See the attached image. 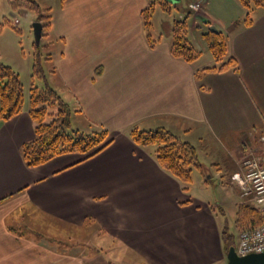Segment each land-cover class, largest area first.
<instances>
[{
	"label": "crops",
	"instance_id": "obj_1",
	"mask_svg": "<svg viewBox=\"0 0 264 264\" xmlns=\"http://www.w3.org/2000/svg\"><path fill=\"white\" fill-rule=\"evenodd\" d=\"M200 1L201 11L195 15L209 18V0ZM148 2L65 0L66 11L72 17H86L88 25L59 32L56 16L50 14L51 25L45 35L52 31L63 44L52 72L60 73L73 98L74 111L83 116L88 128L109 129L112 142L89 159L70 153L27 167L20 153L21 144L33 137L27 98L19 114L0 120V264L227 261L222 206L234 210L235 224L237 206L244 201L232 174L239 170L237 161L251 151L256 133L264 138V9L252 10L249 25L219 29L226 35L228 52L239 71H211L197 78L198 70L214 65L211 54L205 62L200 61V50L193 62L173 56L171 33L154 39L152 27L147 32L143 25L141 11ZM241 7L238 21L247 13ZM149 39L154 41L152 45ZM133 126L164 128L193 145L205 158L199 171L205 175L204 183L220 177L217 184L224 194L222 202L192 198L189 190L184 191L182 183L159 165L153 148L132 141L129 131ZM203 137L209 142L198 149L194 143ZM218 144L228 145L235 158H213L211 153ZM255 153L264 162V141ZM221 159L223 167L210 171V160ZM26 202L38 214L72 226L88 224V220L98 222L104 230L102 248L84 257L19 236L7 218ZM112 203L118 205L120 215L112 212ZM107 216L114 221L109 222ZM239 230L236 227L237 235Z\"/></svg>",
	"mask_w": 264,
	"mask_h": 264
},
{
	"label": "rangeland",
	"instance_id": "obj_2",
	"mask_svg": "<svg viewBox=\"0 0 264 264\" xmlns=\"http://www.w3.org/2000/svg\"><path fill=\"white\" fill-rule=\"evenodd\" d=\"M33 1L38 4L41 14L46 16L47 13H49L56 16L55 26L58 28V32L60 31L59 29H63L62 31H65L69 28H72L73 26L88 25V19L86 17H72V14L66 11L65 7L67 6H65V0ZM189 1L192 3L196 2L197 0H179L177 3L170 4L171 7L169 11L162 10L157 4L151 16V30L154 33V39L157 38L159 34L163 35L164 32L168 31V33H171V23L173 19L183 18L188 15L187 37L192 42L194 48L202 52L200 61L205 62L206 58H211L210 52L204 44V38L202 36V33L209 29L207 26L208 22H212L211 26H214L217 30L226 28L229 30L234 29V23L238 21V16H242L241 3L239 0H209L207 6L209 18H207L202 15H195V13H200L201 7L198 11H195L188 6ZM176 4H179L180 6L176 7ZM46 8L48 11H43V9ZM260 8L264 9L263 7ZM252 12L253 11L250 12V16ZM45 20L46 18L44 17L43 21L45 22ZM7 21H9L10 24H8ZM34 21H38L37 13L34 10H28L26 8L12 10L10 6V0H0V62L9 65L14 71L18 73L20 81L23 85L24 98L28 99L29 86L30 82L32 81L33 74L34 56L36 50H38L40 65L42 72L45 75L46 82H48L53 89L58 91L61 97L69 105L71 116L70 119L73 123L72 128L82 133H90L94 130H103L101 128L89 129L87 123H84L85 121L83 120V116L74 111V101L73 98H71L69 88L62 83L63 80L59 72H57L58 74L54 71L52 72L54 66H56L60 52L63 49V44L59 38H56L54 32L48 31L47 35H45L46 30H43L39 43L36 45L32 27V23ZM40 22L43 23L42 21ZM47 55L49 56L48 59ZM35 82L37 84L41 83V81L38 79H36ZM107 133L109 137L113 134L109 129L107 130ZM256 134L257 138L255 144L253 143L254 145H250L253 150L251 149V151L246 152L243 155L244 157L237 161L238 164H236V166L238 169L246 159H255L258 162L260 161L261 163H264L259 155L255 153V149L258 150L259 146H262L264 138L260 135L261 133L259 131ZM208 140V137L204 138L200 143H194V145L199 149V146L204 145ZM210 142L212 141L210 140ZM146 147H149V149H154L155 145ZM229 149L230 148H228V145L224 144L220 146V144H218L217 148L212 151L211 155H214L213 158L216 155H221L220 157L222 158H228V156L233 158L234 154L230 151L231 149ZM76 155L83 157L81 154ZM201 155L200 153L199 155L197 153V156H199V163L203 164L205 158ZM211 155L210 158H212ZM218 159L220 158L218 157ZM223 161V159H221V161L210 160V171L211 169L216 168L218 165L223 167L222 163H225ZM191 175L192 178L190 184L188 185V192L192 198H206V200L211 202V204H218L222 202L224 199V194L220 191V188L217 184V182L220 180V177L211 178L207 183H204L203 180L205 177L203 176L205 175H202L195 168L192 170ZM214 207L217 212L221 214L219 207L216 205ZM222 207L226 215L224 218L226 232L228 236L232 237L233 244H236L238 235L236 231L237 225L234 224V210L224 206ZM111 208L114 214L120 215V209L116 203H112ZM41 214V212L38 214L35 210L29 208L28 203L26 202L24 206L22 204L21 207H16L14 212L8 216L7 220L10 222V224H12L19 236L27 235L33 241L40 240L42 244L46 243L47 245L59 250L62 253H71L73 255H77V253H79L81 256L91 257L92 255L98 253L97 249L102 248L104 242L101 241L103 239L102 234L104 236V230L101 228L98 222L94 223L91 220H88L90 221L88 224L72 226L66 224L63 221L52 219L53 217L51 216H44ZM123 216H125V214L122 211L120 217ZM107 220L109 222L114 221L110 216H107ZM36 245H38V242ZM100 255L105 256L102 253Z\"/></svg>",
	"mask_w": 264,
	"mask_h": 264
},
{
	"label": "trees",
	"instance_id": "obj_3",
	"mask_svg": "<svg viewBox=\"0 0 264 264\" xmlns=\"http://www.w3.org/2000/svg\"><path fill=\"white\" fill-rule=\"evenodd\" d=\"M239 2L247 10V13L243 20L234 23L235 27L239 24H251L250 12L255 8H264V0H239ZM157 4L164 11H169L171 7L166 0H149L147 7L141 11L143 25L147 32H150L152 27L151 16ZM10 6L12 10L19 8L34 10L37 13L38 21L43 22L42 31L49 29L50 14L47 13L46 16L41 14L35 1L10 0ZM43 11H48V9H43ZM44 17L46 18L45 22L43 21ZM187 17L188 15L173 19L170 52L177 58L193 62L201 53L193 47L187 37ZM7 23L10 24L9 21ZM202 36L215 63L198 70L197 78H200L203 73L211 71L221 72L228 69L239 71L236 59L228 52L225 34L220 30H207L202 33ZM149 42L152 45L154 41L149 39ZM36 79L41 83L37 84ZM24 99L23 85L18 73L9 65L0 62V120L6 121L19 114L23 108ZM27 103L28 115L33 125V137L20 146L21 157L27 167H36L57 156L70 153L81 154L84 159H87L100 153L112 142L107 130L82 133L72 128L69 106L46 82L38 50L34 56ZM129 135L132 141L139 146L155 145L153 153L157 162L182 183L184 191L188 190L192 170L195 168L202 171L195 147L187 141H181L164 128L146 130L133 126ZM235 215V225L240 229L262 222V216L258 209L248 202L238 205ZM222 237L226 251H228L233 242L225 227Z\"/></svg>",
	"mask_w": 264,
	"mask_h": 264
},
{
	"label": "built area",
	"instance_id": "obj_4",
	"mask_svg": "<svg viewBox=\"0 0 264 264\" xmlns=\"http://www.w3.org/2000/svg\"><path fill=\"white\" fill-rule=\"evenodd\" d=\"M189 7L198 11L201 1L190 3ZM232 179L239 188L241 197L246 202L254 204L262 216L260 224L240 229L234 250L238 256L262 253L264 252V164L255 159H246L239 170L232 174Z\"/></svg>",
	"mask_w": 264,
	"mask_h": 264
},
{
	"label": "water",
	"instance_id": "obj_5",
	"mask_svg": "<svg viewBox=\"0 0 264 264\" xmlns=\"http://www.w3.org/2000/svg\"><path fill=\"white\" fill-rule=\"evenodd\" d=\"M170 4L177 3L179 0H166ZM35 44L38 45L42 34V23L34 21L32 23ZM210 31H217L214 26H209ZM224 264H264V252L250 253L245 256H238L234 251L233 246H230L227 251V261Z\"/></svg>",
	"mask_w": 264,
	"mask_h": 264
}]
</instances>
